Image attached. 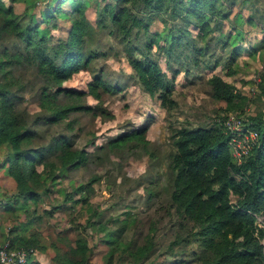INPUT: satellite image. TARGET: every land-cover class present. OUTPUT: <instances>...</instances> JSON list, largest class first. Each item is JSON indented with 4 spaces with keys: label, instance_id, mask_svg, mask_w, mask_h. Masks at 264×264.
I'll list each match as a JSON object with an SVG mask.
<instances>
[{
    "label": "trees",
    "instance_id": "1",
    "mask_svg": "<svg viewBox=\"0 0 264 264\" xmlns=\"http://www.w3.org/2000/svg\"><path fill=\"white\" fill-rule=\"evenodd\" d=\"M39 1L31 4L34 11ZM42 1L46 13L38 23L31 17L26 20V10L17 12L16 0H0V246L8 242L10 247L48 250L56 264H93L92 255L99 245H107L104 264H115L111 260L118 253L125 264H264V226L257 222L258 216H264L263 109L245 120L258 131V141L239 164L230 150V133L221 116L211 124L173 131L175 149L169 155L166 187L178 220L170 224L174 237L165 250L159 251L161 245L154 234L134 228L142 222L137 216L116 220L120 227L112 229L91 204L85 207V212L91 213L86 220L67 216L68 229L77 231L73 241L66 231L59 230L56 240H48L40 230L57 212H70L79 205L84 208L86 183L76 184L70 178L73 172L92 161L102 163L123 147L146 148L151 143L146 127L134 128L96 146L103 150L100 156L75 147L66 133L74 128L71 116L75 112L112 116L106 107L101 105L97 111L80 98L87 93L99 97L100 90L118 88L100 77L88 83L86 92L66 87L72 75L92 59L83 52L90 33L99 28L125 44V58L144 90L162 107L172 109L176 106L175 80L181 69H215L224 64V73L234 77L242 72L238 60L243 52L248 56L245 68L261 66L264 32L260 36L258 30L264 31V0H113L97 12L95 22L85 17V4L75 10L65 8L64 3L70 0ZM88 1L97 4V0ZM223 4L234 9L239 6V14L248 13L246 23L231 25L228 20L233 14L223 10ZM163 11L170 19L154 26L156 14ZM63 15L69 25L65 34H58ZM245 24L248 30H244ZM215 31L219 40L211 46ZM247 37L252 40L249 50L242 45ZM216 50L219 57L213 60ZM154 54L164 56L171 75ZM259 74L258 92L251 98L235 83L214 73L208 78L212 96L225 103L226 113L242 112L251 101H264V66ZM28 103H35L39 110L31 112ZM56 126L62 128L54 133ZM106 163L118 168L112 157ZM66 178L71 189L59 187ZM103 179L98 174L88 183L94 187ZM149 192L153 194L152 189ZM46 198H52L50 208H43ZM147 223L149 229L156 230L159 221ZM89 228L104 234L91 235L86 232ZM177 245L184 247L186 260L160 258L174 253ZM33 255L29 254L26 264H40Z\"/></svg>",
    "mask_w": 264,
    "mask_h": 264
},
{
    "label": "rangeland",
    "instance_id": "2",
    "mask_svg": "<svg viewBox=\"0 0 264 264\" xmlns=\"http://www.w3.org/2000/svg\"><path fill=\"white\" fill-rule=\"evenodd\" d=\"M5 1L8 2V0ZM33 1L16 0V10L20 13L26 10V20L31 17L34 21L42 23V18L46 13V11H42L45 2L40 0L37 4V11H34L31 5ZM113 2V0H97L95 6L88 0H70L69 3H64V6L66 9L71 7L77 10L82 4H85L87 6L85 17L95 22L98 16L97 12L102 11L106 4L111 5ZM221 8L233 14V17L228 20L231 25L239 21L246 23L248 13L239 14L236 10L239 6L234 9L228 7L227 4H223ZM34 12L39 13V15L35 16ZM156 17L158 19L154 26H159L158 24H161L160 21L164 18L170 19L168 13L164 11L157 13ZM59 18L61 20L58 21L59 28L56 31L58 34H65L64 30L69 22L66 20V15ZM243 27L244 30H248L247 24ZM193 32L196 33V30L193 29ZM212 34L214 37L213 41H210L212 42L211 46L219 40L215 37L219 34L217 31ZM258 34L263 36L262 30H258ZM107 36L110 35L99 28H95L90 33L84 44L83 52L85 56L91 55L92 59L86 67L72 75L66 82V87L86 92L88 83H95V78L100 77L108 84L118 88L117 90H100L101 95L99 97L87 93L84 98H80L86 105L90 104L95 109L101 105L106 107L112 116L108 117L104 114L97 116L86 111L75 112L71 116L75 120L74 128L66 133H69L75 147H85L88 150L95 151L100 156L103 150L97 149L96 146L105 144L113 136L134 128L146 127V137L151 143L146 148L130 145L119 149L117 153L111 152L108 157L116 159L118 168H113L109 163H106L108 159L106 157L102 163L96 164L92 161L86 167L73 172L70 178L76 184L86 183L83 188L84 194L87 196L83 201L82 206L84 208L79 205L76 210L70 212H57L51 222L44 221L43 231L48 240H56L55 234H57V231H66L65 235L73 241L77 236V231L68 229L67 216H73L77 220H80V218L86 220L87 216H91V213L90 210L85 212V207L91 204V208L102 212V221L112 229L120 227L116 220L137 216L138 220L142 222L139 227L134 226V228L144 230L145 234H154L155 239L159 240L161 245L159 251H163L166 249V244L174 237V231L170 228V224L178 220L177 215L174 214V208L170 207V192L166 187L167 170L170 165L169 155L175 149L172 140L173 131L182 126L195 127L199 124H211L219 116L223 118V124V121L228 118L227 116L235 112L242 113L247 118L251 113L254 114L260 109L264 110V101H251L242 112L239 110L226 113L224 111L225 103L212 96L208 83L209 77L214 73H219L226 80L235 83L236 88L246 91L251 98H254L259 88L261 79L259 70L261 66H264V56L260 67L253 65L245 68L244 62L248 56L243 52L244 54H241L238 62L242 72L234 77L227 76L224 73V64L218 65L215 69L191 68L189 72L185 71V68L181 69L176 76L173 93L176 106L168 109L162 107L157 98L150 96L135 77L131 65L125 58V44L120 43L112 36L110 38ZM247 38L249 39V37ZM248 39L242 42L247 50L250 47L249 42L252 41ZM217 49L219 50V48ZM218 50H216L217 54L213 57V60L219 57ZM154 57H157L162 69L171 75L164 56L154 54ZM28 108L31 112L39 110V106L35 103H28ZM59 128H62V126H56L52 131L56 133ZM110 168H112V171H107ZM110 173L113 175L111 176ZM98 174H101L106 180L97 181L94 187H91L88 183L89 179ZM104 174L105 176H103ZM59 187L70 188L68 178L62 181ZM149 189L153 190L152 195H150ZM81 193L83 194V192ZM55 196L59 197V193L56 192ZM79 196L80 194L76 195V197ZM59 198L62 199V197ZM54 200L56 201L55 198ZM51 201L52 198H46L42 202L43 208H50ZM151 220L159 221L158 225L154 226L156 230L148 228L147 222ZM257 222L259 226H264V216H258ZM101 231L89 228L86 232H90L91 235L95 232L103 235L104 233ZM187 250L189 251V248ZM106 251L107 245L95 247L92 263L104 264L103 255L105 256ZM165 257L169 260L174 258L186 260L187 258L184 247L181 246L180 248V245L174 248V253L168 252L160 258ZM112 259L111 261L115 264H125L122 257L120 259L119 253L114 255ZM182 264H188V262Z\"/></svg>",
    "mask_w": 264,
    "mask_h": 264
},
{
    "label": "built area",
    "instance_id": "3",
    "mask_svg": "<svg viewBox=\"0 0 264 264\" xmlns=\"http://www.w3.org/2000/svg\"><path fill=\"white\" fill-rule=\"evenodd\" d=\"M223 125L230 133L229 147L239 164L243 156L248 154L258 141V131L247 126V120L242 113L229 114ZM30 253H35L33 247H10L8 242L0 246V264H26Z\"/></svg>",
    "mask_w": 264,
    "mask_h": 264
},
{
    "label": "crops",
    "instance_id": "4",
    "mask_svg": "<svg viewBox=\"0 0 264 264\" xmlns=\"http://www.w3.org/2000/svg\"><path fill=\"white\" fill-rule=\"evenodd\" d=\"M262 32H264V31H262ZM242 54V53H241ZM244 54V53H243ZM241 56V55H240ZM238 61H240V57H239V60ZM231 77V76H230ZM40 230H41V232H42V234L44 235V236H46L45 234H44V226L43 225H41L40 226ZM63 235H64V233H63ZM57 236H58V234H55V238L57 239ZM33 259H36V260H38L39 262H40V264H56L57 262L51 257V252L50 251H46V252H43V251H39V250H37V249H35V253H34V255H33ZM3 264H6V263H3Z\"/></svg>",
    "mask_w": 264,
    "mask_h": 264
}]
</instances>
